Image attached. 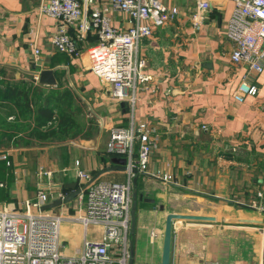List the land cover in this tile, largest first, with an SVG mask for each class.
<instances>
[{
	"label": "crops",
	"instance_id": "1",
	"mask_svg": "<svg viewBox=\"0 0 264 264\" xmlns=\"http://www.w3.org/2000/svg\"><path fill=\"white\" fill-rule=\"evenodd\" d=\"M162 1L177 6L179 15L155 27L142 42L139 55L148 78L138 82L132 105L111 97V84L91 70L85 51L73 56L55 47L52 37L57 20L37 11L39 0H0V113L8 124L0 122V153L6 155L14 176L9 184L0 181V187L12 195L0 208L15 204L22 213L24 202L35 200L39 191L52 199L66 191L60 185L78 181L81 186L84 180L79 170L94 176L113 164L111 158L117 155L107 151L111 132L129 127L132 119L145 121L160 135L150 170L170 172L175 181L139 172L138 184H134V174L130 177L127 170L108 171L97 178H131V194L137 190L148 198L138 201L135 230L128 233L133 264H161L165 220L172 211L215 219L174 220L171 264H264V208L251 205L259 191L264 194V180L257 168L264 167V160L263 164L247 161L252 166L248 171L244 159L233 164L238 158L234 152L242 150L245 155L264 157V70L257 72L230 58L233 43L226 27L232 0H210L198 30L191 20L197 0ZM111 16L116 25H127L125 14L113 12ZM93 41L89 35L78 44L85 49ZM36 47L41 50L38 60ZM44 68L55 69L56 85L39 82ZM243 81L258 90L240 101L234 93ZM15 85L27 90L28 109L17 105L22 95L18 101L16 92L11 95ZM63 88L72 92L71 125H58L55 117L48 125L37 126V106L51 90ZM1 167L5 168V162ZM82 206L77 196L50 210L64 216L60 251L66 256L77 254L85 237L97 239L102 234L100 225L85 230L76 219L83 214ZM91 226L101 229L98 236L91 234Z\"/></svg>",
	"mask_w": 264,
	"mask_h": 264
},
{
	"label": "built area",
	"instance_id": "2",
	"mask_svg": "<svg viewBox=\"0 0 264 264\" xmlns=\"http://www.w3.org/2000/svg\"><path fill=\"white\" fill-rule=\"evenodd\" d=\"M96 1L39 0L37 11L57 20L52 43L59 51L73 56L85 51L91 70L111 84V97L134 105L138 82L148 78L142 72L145 64L139 55L140 46L155 27L174 21L179 8L162 0H109L101 4ZM232 1L234 7L226 27L233 43L230 58L234 63H246L249 68L261 72L264 70V0ZM210 7V0H197L195 11L191 13L195 30L203 24ZM113 12L125 14L127 25H116L111 16ZM89 35L94 36V41L82 49L78 42L86 41ZM40 53L36 47V60ZM257 90L255 85L243 81L234 97L242 101L244 95H255ZM159 146L160 135L155 128L145 121L132 119L129 127L115 128L111 132L107 151L127 159L130 177L136 168L166 182H174L172 173L150 170L151 155ZM0 157L6 158V155ZM78 173L84 180L79 196L85 213L78 214L76 219L83 223L85 230L91 224L100 225L101 236L97 239L85 237L77 254H62L60 226L64 216L42 210L51 196L39 191L35 200L24 202L27 208L22 213L9 203L0 208V264H128L133 201L131 178L128 181L96 179L87 183L92 174L82 170ZM257 196L251 200V205L263 209V192L259 191ZM31 208L36 211H29Z\"/></svg>",
	"mask_w": 264,
	"mask_h": 264
},
{
	"label": "water",
	"instance_id": "3",
	"mask_svg": "<svg viewBox=\"0 0 264 264\" xmlns=\"http://www.w3.org/2000/svg\"><path fill=\"white\" fill-rule=\"evenodd\" d=\"M39 82L44 85L54 86L57 84V78L55 74V69L53 68H44L39 73ZM111 161L113 164L109 166H105L101 168L98 172L92 176V178L87 182H92L99 178V176L105 172L113 171V170H127L126 161L127 159L123 156H112ZM134 177V184H138V174L139 171L135 168L132 170ZM144 173V172H142ZM179 187L186 188L185 186H181L179 184L174 183ZM59 187H63L66 191L63 193V196H56L52 198L50 201L45 203L42 206V210H51L57 208L65 203L70 202L74 198L80 195L82 187L79 185L78 181L67 182L64 185H60ZM133 201L131 206V223L130 229L132 232L135 230L136 226V211L138 208L139 200H147L148 198L143 197L142 192H138L135 190L133 192ZM215 197V196H214ZM176 219H192V220H214V216L205 215V214H195V213H182V212H169L166 216L164 232H163V245H162V258L161 264H171V255H172V238H173V223ZM246 221H254L252 219H246ZM134 259V251H130V259L129 264H133Z\"/></svg>",
	"mask_w": 264,
	"mask_h": 264
},
{
	"label": "trees",
	"instance_id": "4",
	"mask_svg": "<svg viewBox=\"0 0 264 264\" xmlns=\"http://www.w3.org/2000/svg\"><path fill=\"white\" fill-rule=\"evenodd\" d=\"M15 92L17 96L16 98L17 101L21 98V95L23 96L21 99L22 100L21 103H18L16 101L18 107H24L28 109L30 107V101L28 97V92L25 89V87H19L18 85H15L13 89V93L11 95H14ZM71 99H72V92L69 88L51 90L50 93L47 95L45 102L37 106V112L35 114L36 125L37 126L48 125V121L54 120L55 117L58 121V125L61 124L71 125V123L73 122V119L70 117L69 114V110L71 109L69 103ZM50 101L53 102L52 105L50 104ZM4 123L5 122L3 120L2 124ZM4 125L7 126V124ZM9 168L10 167L7 164H5V169L0 170V174L4 176L6 173L5 170H7V172L10 171ZM7 194L9 195V198L12 199V195L9 189L7 191Z\"/></svg>",
	"mask_w": 264,
	"mask_h": 264
},
{
	"label": "rangeland",
	"instance_id": "5",
	"mask_svg": "<svg viewBox=\"0 0 264 264\" xmlns=\"http://www.w3.org/2000/svg\"><path fill=\"white\" fill-rule=\"evenodd\" d=\"M2 111V110H1ZM5 111H7L6 109L4 110V112ZM4 116L5 115H3L2 113H0V122L2 121V119L4 118ZM4 126H6V125H4ZM6 127H8V124H7V126ZM244 152V150H242L241 152H239V153H236V152H234V154L238 157L237 159H235V163H233L234 164V167L236 166V162H237V160L238 159H244V162L245 163H247V164H249V166H247V165H245V170L246 171H248V170H250V169H252V166H251V164H250V162H247V161H252V162H254V160H257V162H259V160H261L260 162H261V164H263V160H264V157H262L261 159H259L258 157H256L253 153H248V155L246 154L245 155V153H243ZM2 155V153H0V156ZM251 157V158H250ZM254 157H256V158H254ZM253 158V159H252ZM3 162H5V164H6V162H7V159L6 158H3V159H0V170H3V169H5V168H3V167H1L2 166V164H3ZM251 162V163H252ZM243 165L241 164V167H242ZM244 168V167H243ZM257 168H258V170H259V174H260V176H262V178H263V180H264V167H259L258 165H257ZM5 172H7V170H5ZM13 175L8 171L7 173H5V175L4 176H2L1 174H0V181L1 180H4L5 182H7L8 184H9V182L13 179ZM1 183V182H0ZM263 185H264V183H263ZM3 187H0V205H2L4 202L6 203V201L8 200H11L10 198H9V195L7 194V191H6V188L3 190L2 189ZM15 204H13V205H11V206H14ZM254 207V206H253ZM25 209L27 208V206L26 207H24ZM259 209V208H258ZM83 213H85V211L83 210L82 211ZM91 225H93V224H91ZM90 232H91V234H93L94 236H98L99 235V233H100V231H101V229H100V231L99 230H93V228H92V226L90 227ZM62 233H64V232H62ZM63 238H65L66 239V237H64V234H63ZM68 240V239H67ZM66 242V241H65Z\"/></svg>",
	"mask_w": 264,
	"mask_h": 264
}]
</instances>
